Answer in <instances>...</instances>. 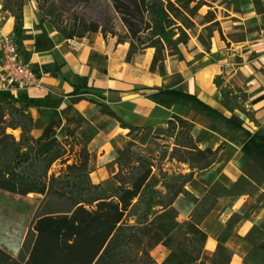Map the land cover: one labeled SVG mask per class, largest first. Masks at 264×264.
Masks as SVG:
<instances>
[{
	"label": "crops",
	"instance_id": "0c3cea01",
	"mask_svg": "<svg viewBox=\"0 0 264 264\" xmlns=\"http://www.w3.org/2000/svg\"><path fill=\"white\" fill-rule=\"evenodd\" d=\"M240 2L239 20L244 37L231 42V51L221 52L223 43L214 40L208 54L203 50L195 53L188 50V42H182V58L174 60L175 66L171 67L164 57L165 73L161 74L156 69L150 71L153 49L139 50L128 60L129 42H119L112 34L88 31L79 38H68L37 13L34 0H24L21 29L16 32L15 16L1 10L0 0V37H15L19 55L35 74L34 85L17 90L10 97L31 116V135L36 140L51 134L62 140L66 137L67 120L85 118L96 130L87 144L92 167L89 177L94 184L102 183L108 192L116 187L106 186L118 171L116 158L133 134L143 129L165 128L170 121L177 131L188 132L198 148H219L217 157L226 153L228 156L229 150L234 155H245L243 143L249 137L247 133L256 132L255 126L237 109L222 106L220 87L215 83L219 76L233 85L240 80L252 111L258 121H264V0ZM218 51L222 56L217 60L199 63L204 55ZM250 123L251 129L246 125ZM127 125L135 130L131 132ZM214 165L215 161L211 167L194 172L193 179L186 183L184 189L191 197L198 198L193 186L208 187L203 172ZM226 170L230 182L238 178L239 169L233 164ZM18 197L27 195L0 190V248L14 258H18L26 236L24 201H20V207L18 201L14 204ZM187 198L190 199L180 195L174 202L178 214L186 220L195 209V204L186 207ZM247 202L244 198L235 199L227 209L219 202L201 219L197 225L207 235L203 244L207 252L216 250V239L228 219L244 210ZM20 226V236L12 244L6 242ZM251 226L252 222L243 219L232 234L242 239ZM225 245L233 251V257L239 252L235 244ZM237 258L235 264H243L241 257Z\"/></svg>",
	"mask_w": 264,
	"mask_h": 264
},
{
	"label": "trees",
	"instance_id": "16d2710c",
	"mask_svg": "<svg viewBox=\"0 0 264 264\" xmlns=\"http://www.w3.org/2000/svg\"><path fill=\"white\" fill-rule=\"evenodd\" d=\"M12 1L2 0L1 10L15 16V31L19 32L23 4L21 0ZM110 1L126 27L128 54L153 49L150 71L158 69L161 74L168 29L175 28L184 10L193 13L200 5L189 7L195 0ZM58 30L68 38H79L85 32L98 31V25L85 26L79 35ZM178 30L179 43H186L185 32ZM16 102L9 94L0 93V190L21 196L38 194L45 199V206L59 203L63 208L48 209L33 220L24 238L22 257L14 258L0 248V264H230L232 253L224 247L221 236L212 253L191 251L177 244L160 263L150 254L160 245L169 249L175 230H183L192 242L202 245L206 241L207 235L197 223L189 220L181 225L177 221L174 202L180 195L191 197L184 189L186 183L193 179L194 172L214 164L219 148H198L188 132L178 131L171 158L187 164L189 171H159L156 175L150 159L131 149V140L116 158L118 171L113 180L117 184L108 192L102 183L94 184L89 177L92 167L87 144L96 130L85 118L67 120L62 140L54 134L36 140L31 135V116ZM14 131H18L17 136ZM247 134L242 146L245 154H257L264 160V134ZM57 161L59 170L51 171ZM257 248L264 250V234Z\"/></svg>",
	"mask_w": 264,
	"mask_h": 264
},
{
	"label": "rangeland",
	"instance_id": "374dc122",
	"mask_svg": "<svg viewBox=\"0 0 264 264\" xmlns=\"http://www.w3.org/2000/svg\"><path fill=\"white\" fill-rule=\"evenodd\" d=\"M4 1L13 2L12 0ZM21 1L23 4L24 0ZM34 1L37 13L51 23L53 21L59 29L79 35L85 26L98 25V31L112 34L121 42L124 40L128 41L126 27L121 23L120 15L113 9L110 0ZM171 1L174 2V0ZM253 2L257 3V0H253ZM195 3L200 4L199 8L195 9L193 13H191V10H184L183 13L179 14L175 21L177 22L174 26L175 28H169L168 34L163 40L167 46L165 61H167V64L170 63L171 67L175 66L173 65L175 64L174 60H180L183 54L180 50L182 42L179 43L177 39L180 34L178 28L182 29L187 36L188 50L195 53L203 50L208 54L214 40L218 43L222 42L223 46L221 49L223 50L221 52L227 53V51H231L229 48L233 46L231 42L241 40L244 37L243 26L240 25L241 22L239 20L241 11L240 0H195L189 7L192 8ZM138 53L139 50H132L128 54L127 59L131 60ZM221 56L222 54L219 51L210 54L208 57L204 55L203 60L199 58L201 60L199 63L213 62ZM235 60L237 59L235 58ZM162 65V74H164L165 65L164 63ZM156 70L159 71L158 69ZM215 83L220 87L222 106L228 110L237 109L254 124L256 132L264 134V121H258V117L252 111V107L246 99L247 92L244 91L241 81L238 80L233 85L230 80L226 81L225 78L219 76L216 77ZM246 125L250 129L252 128L251 123ZM14 134L17 136L18 131H14ZM178 135V131L171 125L156 130L143 129L135 132L131 137L133 143L131 149L150 159V162L154 165L153 173L156 175L159 171L186 174L189 171L188 165L181 164L171 158L172 149L178 142ZM228 153V156L226 153L225 156L217 157L214 167L203 172V177L206 181H209L208 187L193 186L198 198L194 202L192 197L189 196L190 199L187 198L185 205L189 207L191 204H195V209L189 213L190 218L187 220L181 214H178L177 221L181 225L187 224L189 220L199 224L201 219L211 209L215 208V205L219 202L225 206L224 209H227V205L235 199L244 198V200H248L247 206L244 210H240L230 216L226 223V228L219 237L221 236L224 239L225 248H227L225 245L227 242L231 245L235 244L239 248L238 254L235 253L236 256L233 257L231 254L230 264H235L234 260H237V257H241L243 264H264V250L257 248L261 236L264 234L261 233L264 231V162H262L264 160L259 158L257 154L247 157L246 154L234 155L231 150ZM69 163H71V160L68 161ZM232 164L239 169V176L235 181L230 182L226 169ZM59 167L60 164L57 161V163L53 164L51 171H57ZM109 181L111 182L106 183L108 189L117 184L113 177ZM16 199L18 200L14 201V204L16 205L18 201V207H20V201H24L26 234L31 229V223L38 215L45 213L48 209L58 210L63 208V205L59 203L45 206V199L38 194ZM243 219L252 222V226L248 234L241 239L232 234V232L237 223ZM22 229L23 227L18 228L17 232L12 231L11 235L7 236L8 241L6 242L12 244L20 236ZM171 236L173 244L169 249L160 245V247H155L151 250L150 254L157 263H160L170 250H174L177 244L191 251H206L203 248V244L201 245L190 241L189 238L187 239L183 235V230H175ZM231 253H233L232 250ZM19 256L22 257L23 253L20 252ZM232 257L234 258L233 260Z\"/></svg>",
	"mask_w": 264,
	"mask_h": 264
},
{
	"label": "built area",
	"instance_id": "2783aa9c",
	"mask_svg": "<svg viewBox=\"0 0 264 264\" xmlns=\"http://www.w3.org/2000/svg\"><path fill=\"white\" fill-rule=\"evenodd\" d=\"M35 74L19 55L12 34L0 37V93L12 95L34 85Z\"/></svg>",
	"mask_w": 264,
	"mask_h": 264
}]
</instances>
